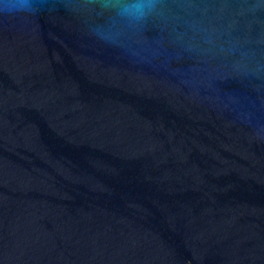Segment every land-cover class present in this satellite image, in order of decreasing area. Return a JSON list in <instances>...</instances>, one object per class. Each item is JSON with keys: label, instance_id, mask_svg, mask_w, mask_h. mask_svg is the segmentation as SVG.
<instances>
[{"label": "water", "instance_id": "obj_1", "mask_svg": "<svg viewBox=\"0 0 264 264\" xmlns=\"http://www.w3.org/2000/svg\"><path fill=\"white\" fill-rule=\"evenodd\" d=\"M34 7L0 13V264H264V0Z\"/></svg>", "mask_w": 264, "mask_h": 264}, {"label": "clouds", "instance_id": "obj_2", "mask_svg": "<svg viewBox=\"0 0 264 264\" xmlns=\"http://www.w3.org/2000/svg\"><path fill=\"white\" fill-rule=\"evenodd\" d=\"M36 10L34 0H4L0 5V13L3 14L32 13Z\"/></svg>", "mask_w": 264, "mask_h": 264}]
</instances>
